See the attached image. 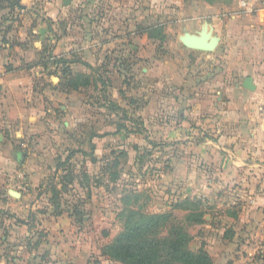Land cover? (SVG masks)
I'll use <instances>...</instances> for the list:
<instances>
[{"label": "crops", "instance_id": "1", "mask_svg": "<svg viewBox=\"0 0 264 264\" xmlns=\"http://www.w3.org/2000/svg\"><path fill=\"white\" fill-rule=\"evenodd\" d=\"M121 1H126L125 5ZM132 1L133 5L131 0H45L44 11L39 12L30 6L32 0H15L16 6H20L11 13L16 25L0 29V215H5L0 218V229L7 225V232L0 234V264H26L23 258L28 249L15 235L18 232H25L24 237L29 235L31 225L23 223L26 219L19 217L28 207L23 202L27 189L22 185L27 188L31 182L33 187L38 181L40 159L24 149L22 152L19 148L12 150L7 137L20 140L29 130L32 132L36 121H42L34 116L33 108L25 104L33 92L30 70L41 63L55 68L53 72L57 76L54 78L58 82L51 87V93L67 98L71 92L84 90L83 86L77 89L62 86L79 73L87 78L91 76V82L96 81L103 104L102 84L107 81L103 68H108L111 62L113 67L119 66L120 54L128 59L132 70L138 61H147L148 66L141 70L146 76L150 72L152 76L155 74L156 86L161 87L157 93L160 96L156 98L159 102H153L152 92L147 96L150 100L146 113L150 114V119L160 118L155 123L158 126L152 128L160 130L162 141H176V146L191 150V154L185 151L177 156L182 168L179 171L187 168L189 178L207 176L214 188L228 183L239 193L253 195L256 204H261L264 198V0H193L196 3L192 2L188 10L180 6L176 23H181L183 28L178 42L187 55H182L178 64L164 55L157 56L156 51L167 41L165 25L148 18L133 21L137 1ZM155 1L146 0L143 10L152 9ZM119 5L121 11L118 8V12L113 13ZM111 7L109 17L107 9ZM161 13L151 17L159 18ZM72 18L81 22L79 41L71 39ZM203 27L216 38L213 51L195 50L182 44L181 35H197ZM156 28L162 31L163 40L150 35ZM138 39L142 43L145 39L153 41V53L137 55ZM116 51L122 53L114 55ZM47 52L52 59H42ZM247 77L252 79L253 90L243 87ZM69 109L67 105L60 106L66 118L61 126L67 132L73 130V125L85 124L84 114L74 119ZM120 110H110L116 117L109 120L113 125L120 120ZM48 120L57 121L56 117ZM149 122L153 125L156 121ZM16 142L25 145L24 141ZM32 143L36 148V143ZM187 161L191 167L185 164ZM196 162L200 163L199 168ZM50 219L53 224L45 225L50 234L44 239L46 250L52 256L63 247L66 250L65 238L71 236L76 225L73 226L64 213H51ZM34 257L31 255L32 259Z\"/></svg>", "mask_w": 264, "mask_h": 264}, {"label": "rangeland", "instance_id": "2", "mask_svg": "<svg viewBox=\"0 0 264 264\" xmlns=\"http://www.w3.org/2000/svg\"><path fill=\"white\" fill-rule=\"evenodd\" d=\"M136 1V18L133 21L148 18L153 22H162L166 27L167 41L161 49L157 47V56L164 55L167 60L180 63L182 55L187 54L178 42L183 27L181 23H176L177 12L180 6L188 10L192 2H196L157 0L153 2L152 9L143 10L142 5L146 6V0ZM121 3L125 5L126 1ZM44 5L45 0H32L30 6L40 12L44 11ZM16 7L15 0H0V29L16 25L11 15ZM119 7L115 6L113 13L115 10L118 12ZM107 10V15L111 17L112 7ZM160 11L162 15L159 18L151 17ZM6 20L12 21V24H7ZM71 22V39L79 41L81 22L77 18H72ZM152 42L145 39L142 43L138 39L135 53L142 56L153 53ZM164 47H167L166 50ZM119 53L122 51H116L114 55ZM120 56L119 66L113 67L111 62L108 68H103L107 79L102 84L103 104L101 90L96 81H90L91 76L84 90L71 92L67 98H63L51 93V87L58 82L54 78L57 74L53 72V66L41 63L33 71L30 70L33 92L30 99L26 98L29 100L25 104L31 106L34 116L42 121H36L32 132L29 130L24 137L19 135L24 146L16 142L20 140L7 137L12 150L19 148L22 152L24 149L32 157L40 159L37 162L40 166L38 181L34 183V188L31 182L30 187L22 185L24 190L27 189L23 202L28 207L19 217L26 219L23 223L31 225L28 236L24 237L25 232L15 235L16 240L28 249L23 262L120 264L108 259L102 251L122 232L127 214L130 211L145 215L172 211L186 235L187 249L197 251L204 248L212 264H264V198L258 205L253 195L239 193L228 183L214 188L207 176L189 178L186 176L187 168L179 171L182 168L176 160L177 142L162 141L160 130L152 128L158 126L155 123L160 118L156 120L153 116L150 119V114L146 113L150 92L153 102L159 100L156 98L160 96L157 93L161 87L156 86L157 76H152V72L144 75L146 73L141 68L148 66L147 61H138L132 70L133 67H128V59L122 54ZM39 58L38 55L37 61ZM43 58L52 59V55L47 52L42 55ZM114 101L121 109L120 120L115 125L109 121L116 118L110 112V104ZM158 102L154 105L156 108ZM62 105L69 106L74 119L84 114L85 124L82 127L80 124L73 125L72 131H65L61 126L66 120L60 111ZM51 117H56L57 121H49ZM150 120L156 122L152 125ZM119 125L124 127L118 130ZM32 142L36 143V148ZM185 164L191 167L190 161ZM199 164H196L198 168ZM51 213L67 214L72 225H76L71 236L65 238L66 250L63 247L61 252L52 256L46 250L47 241L44 239L50 234L45 225L53 224ZM4 216L0 215V218ZM6 227H1L0 234L7 232ZM36 241L39 243H34ZM31 255L35 257L32 259Z\"/></svg>", "mask_w": 264, "mask_h": 264}, {"label": "trees", "instance_id": "3", "mask_svg": "<svg viewBox=\"0 0 264 264\" xmlns=\"http://www.w3.org/2000/svg\"><path fill=\"white\" fill-rule=\"evenodd\" d=\"M150 35L164 39L160 28L150 31ZM89 83L86 76L76 73L62 86H65L64 89H77ZM110 107L118 109L116 103L110 104ZM119 127L124 125H119L118 130ZM176 152L178 155L184 152L191 154V150L182 146L177 147ZM102 254L120 264H212L204 248L197 251L187 249L186 235L172 211L152 215L130 211L122 232L104 247Z\"/></svg>", "mask_w": 264, "mask_h": 264}, {"label": "water", "instance_id": "4", "mask_svg": "<svg viewBox=\"0 0 264 264\" xmlns=\"http://www.w3.org/2000/svg\"><path fill=\"white\" fill-rule=\"evenodd\" d=\"M179 39L184 46L200 51H213L217 44L216 38L211 36L206 27H203L197 35L184 33L179 37ZM243 87L248 90L254 89V85L252 84V79L250 77L245 78Z\"/></svg>", "mask_w": 264, "mask_h": 264}]
</instances>
